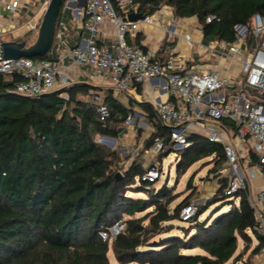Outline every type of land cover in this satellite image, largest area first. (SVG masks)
<instances>
[{
    "label": "trees",
    "instance_id": "1",
    "mask_svg": "<svg viewBox=\"0 0 264 264\" xmlns=\"http://www.w3.org/2000/svg\"><path fill=\"white\" fill-rule=\"evenodd\" d=\"M134 2L143 15L154 14L166 4L178 18L196 16L204 42L233 41L236 24L247 22L257 12L264 14V0ZM209 16L213 18L208 21ZM142 38L138 32L135 43L129 42L147 50ZM166 45L158 50V57L162 58ZM41 57L55 59L50 51L34 58ZM18 80H23L19 74L0 73V264H110V242L119 264H250L244 254L253 235L260 244L252 254L261 250L264 235L249 201L250 192L242 189L228 194L230 175H220L219 187L198 207L188 221L190 226L176 225L191 197L171 208L175 197L168 185L156 187L158 179L144 178L149 167L134 159L125 168L115 149L96 141L99 134L117 138L137 105L153 128L144 149L149 150L159 138L163 149L158 156L169 155L174 150L171 129L161 121L154 103L130 99L126 104L113 87L84 81L25 96L13 91ZM137 90L142 93L141 84ZM97 94L110 109L105 118L98 111ZM188 141V147L177 149L182 151L179 174L214 151V166L225 163L220 143L197 132H191ZM258 161L251 152L250 165ZM137 181L140 184L135 186ZM219 200L223 205L202 219ZM122 218L128 222L126 230L104 240L100 230ZM176 228L181 234L172 233ZM156 235H160L157 240ZM195 248L201 251L189 252Z\"/></svg>",
    "mask_w": 264,
    "mask_h": 264
},
{
    "label": "built area",
    "instance_id": "2",
    "mask_svg": "<svg viewBox=\"0 0 264 264\" xmlns=\"http://www.w3.org/2000/svg\"><path fill=\"white\" fill-rule=\"evenodd\" d=\"M4 4L14 15L19 14L20 0ZM172 10L165 4L154 14L130 20V13H139L134 0H85L84 28L88 34L69 49V63L45 57H0V73L23 77L15 82L13 91L25 96L41 95L69 84L71 68H82L91 77H107L117 91L138 92L139 84L160 79L153 90L167 89L169 95L156 105L157 111L161 121L171 129L174 146L188 147L191 132H205L209 141L223 147L227 165L219 172L231 177L226 192L232 194L248 189V178L264 172V14L257 12L247 22L236 24L233 41L215 38L203 42L190 33L185 34L190 44L203 48L209 57L237 63L239 69L231 75L215 68H197L199 61L194 55L176 52L160 58L157 52L129 42V37L136 35L141 25L154 24L155 15ZM212 18L209 16L208 21ZM107 23L115 27V36L110 40L100 38ZM29 25L31 29L38 28L36 24ZM170 27L171 34H176V24L172 22ZM96 99L101 118L107 117L110 109L102 95L97 94ZM132 117L130 113L125 122L129 124ZM102 138L106 137L102 135ZM162 149L163 142L158 138L149 151L158 153ZM251 152L259 161L245 169L242 159L248 156L251 160ZM160 173L161 169L152 165L144 178L154 181ZM207 198L202 196L183 205L180 219L189 221ZM249 201L261 229L264 226V188L256 195L249 194ZM127 226L126 218H122L101 229L100 235L107 240L125 231Z\"/></svg>",
    "mask_w": 264,
    "mask_h": 264
},
{
    "label": "crops",
    "instance_id": "3",
    "mask_svg": "<svg viewBox=\"0 0 264 264\" xmlns=\"http://www.w3.org/2000/svg\"><path fill=\"white\" fill-rule=\"evenodd\" d=\"M8 2L10 0H0V41L1 40H26L28 41L29 38L32 40L37 36V34L29 33V31H26L24 34H19V28H22L23 26L30 27V23L36 24L39 27V23L42 20V13H40L41 10L47 8L44 1L45 0H34L35 5L29 6L32 1L30 0H20L21 1V8L19 10L18 15H14L11 11H9L5 7V2ZM48 1V0H47ZM85 6V0H67L65 4V9L61 15L60 22L58 25V28L56 30V43L57 46H55L56 54L54 58L58 60L61 63H69L70 57H69V49L77 45L82 36L88 34L87 31L84 28V16H83V10ZM28 7L29 11L25 10ZM46 11V10H45ZM173 11V10H172ZM31 13V16L34 15L36 17V21H33L30 19L29 14ZM164 14L161 19H159L158 15H155V18L157 21L154 24H143L141 25V28L139 32L142 34V44H144L147 47V50H152L155 52H158V50L162 47L164 42H167V45L164 49V51L161 53L162 58L176 53L180 52L186 55H193L190 53L189 48V42L185 39V34L190 33L187 30V28L183 25L182 20L186 18H180V23H182L181 27L176 28L177 32L180 33L181 41L178 43L177 37H175L176 34L172 35L171 31L173 28H171V23L175 22V18L171 13H162ZM171 14L173 18H169ZM166 15V16H165ZM44 16V15H43ZM194 18L195 19V26L199 28V24L197 22V17H187V19ZM172 29L171 31L168 30V28ZM137 35V34H136ZM136 35L130 36L129 41L132 43H135ZM28 36V37H27ZM115 36V27L111 23H107L104 25L100 32V38L105 40H110ZM193 36V35H192ZM195 39H203V32L201 28H199V34H196L193 36ZM54 41V44H55ZM204 42V41H203ZM54 44L53 47L54 48ZM197 52H203V48H197ZM198 61L199 64H197V68L200 69H219L222 73L225 74H231L234 73V66L225 65L226 61L223 59L218 58H212L209 57L207 53H204V58L212 59L213 62H207V60H201L200 57L194 55ZM161 58V57H160ZM211 61V60H210ZM191 63H189L190 65ZM228 72V73H227ZM70 81L71 82H78V81H84V82H90L93 85L100 86V87H111V83L107 77H91L89 76L82 68H71L70 69ZM160 83V79H153L149 82H146L142 84V93L134 92V91H124L126 92L132 99H136L139 101L147 100L151 103H154L155 105L159 104L160 102L164 101L168 95L169 92L167 89H160V87H157L156 90H153L154 86H158L157 84ZM118 92L123 91H117L114 89V94L117 96ZM103 93V90H102ZM143 93H146V96H149L148 98L143 97ZM120 99V98H119ZM124 102V101H122ZM125 103V102H124ZM137 110H140L137 105L135 107ZM210 126H215L214 123H210ZM205 135V132L202 133ZM226 163V161H225ZM242 164L245 167V169H248L250 165V158L248 156L243 157ZM224 175L226 173H223ZM248 190L250 194L256 195L261 189L264 188V172H259L256 176L248 178ZM264 224V221H263ZM260 232L264 235V226L260 229ZM260 244V240L257 236H252V241L249 244L245 254L244 258L247 259L250 258L251 263L250 264H264V244L260 251L256 252L255 254H252L253 249ZM244 247V243L241 245L240 248ZM237 264H241V261L237 262Z\"/></svg>",
    "mask_w": 264,
    "mask_h": 264
},
{
    "label": "rangeland",
    "instance_id": "4",
    "mask_svg": "<svg viewBox=\"0 0 264 264\" xmlns=\"http://www.w3.org/2000/svg\"><path fill=\"white\" fill-rule=\"evenodd\" d=\"M32 3L29 6H34L35 1L30 0ZM50 0H45L44 3L47 6L49 4ZM26 11L28 7L25 9ZM45 9L41 10L40 13H42V19L43 15L45 13ZM172 14L174 16L176 28L181 27L182 23L187 28L189 32L192 33V35L199 34V28H197L194 24L195 19L194 18H186L182 20V23H180V18L176 17L174 14V11H172ZM164 14L160 13L159 19ZM30 19L33 21H36V17L34 15L31 16V13L29 14ZM166 16V15H165ZM171 14H169V18H173ZM42 21V20H41ZM198 22V19H197ZM41 22L39 23L40 26ZM199 24V22H198ZM38 29H31L28 26H23L22 28H19V34H24L26 31H29V33L37 34ZM86 30V29H85ZM87 31V30H86ZM180 33L176 30V35L178 43L181 41ZM28 37V36H27ZM37 37V36H36ZM36 37L32 40L31 38L28 39V43H32ZM201 39V38H199ZM205 44V43H204ZM190 48L189 51L191 54L196 55L198 57H202L203 60H207V62H213L212 59L204 58V55H201L200 52L196 51V44L195 43H189ZM55 46H57V43L55 41L54 48L50 50V57L54 58L56 51ZM204 53V52H203ZM211 60V61H210ZM227 60V61H226ZM225 65L234 66V73H231V75L235 74L236 71L239 69V65L235 62H230L228 59H226ZM228 73V72H227ZM241 79V78H240ZM63 96H66V93L63 94ZM117 97L120 98V100L124 101L126 104H129V100L132 99L126 92H118ZM144 98H148L149 96H146V93H143ZM158 105V104H157ZM131 114L133 115L131 121L129 124L125 122L124 124V131L120 133V135L115 138L114 144L111 145L109 142H106L103 140L102 135H96L95 139L96 141L100 142L101 144L111 148L115 149L118 152L120 164L123 165L125 168L134 160L137 159L143 163L145 167H151V165H156L158 168L161 169L160 177L158 178L155 186L161 187L162 185H168V187L171 189L172 196L175 197L173 202L171 203V208H175L179 203H181L183 200H185L188 197H191V200L199 199L200 197H210L214 195L217 188L219 187V178L220 175H223L219 172V170L227 165L226 163L222 165L214 166V162L212 161L213 157L216 154V151H214L211 155L207 157H203L197 161H195L184 174H179L178 171V162L182 157V151H179V147L174 146V150L169 154H164L163 158L160 159L158 154L156 152H151L149 150L144 149V142L145 140L151 135L152 133V126L148 122V118L141 112V110H135L132 111ZM111 137V136H110ZM112 141V140H110ZM177 148V149H176ZM181 149V148H180ZM229 176V174L227 173ZM189 181H192L193 185H189ZM140 182L137 181L136 185H139ZM132 195L136 196H145L146 193H136L132 192ZM224 201L219 200L214 202L210 208L202 215V219L206 218L207 216L213 214L221 205H223ZM226 207H223V210H226ZM176 225H182V226H190L191 223L188 221H182V220H176L174 221ZM172 233L174 234H181V230L176 228L172 230ZM160 235H156L154 239H159ZM240 244L242 245L243 242L240 241ZM201 249L195 248L190 250V253L200 252ZM108 257L110 260V264H119L115 253L113 251V248L111 247L110 242V249L108 251Z\"/></svg>",
    "mask_w": 264,
    "mask_h": 264
},
{
    "label": "water",
    "instance_id": "5",
    "mask_svg": "<svg viewBox=\"0 0 264 264\" xmlns=\"http://www.w3.org/2000/svg\"><path fill=\"white\" fill-rule=\"evenodd\" d=\"M64 0H50L43 19L38 29L37 37L32 43L26 40H1L0 41V57L3 59H17L20 57H36L45 56L52 49L55 34L57 19L60 13L61 6ZM143 16V13L132 12L128 15L130 20H137ZM111 145L116 140L113 137L104 135ZM112 140V141H110ZM119 177L121 173L117 174Z\"/></svg>",
    "mask_w": 264,
    "mask_h": 264
},
{
    "label": "bare ground",
    "instance_id": "6",
    "mask_svg": "<svg viewBox=\"0 0 264 264\" xmlns=\"http://www.w3.org/2000/svg\"><path fill=\"white\" fill-rule=\"evenodd\" d=\"M103 140H107V141H109V139H106V138H103Z\"/></svg>",
    "mask_w": 264,
    "mask_h": 264
}]
</instances>
